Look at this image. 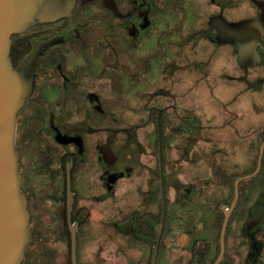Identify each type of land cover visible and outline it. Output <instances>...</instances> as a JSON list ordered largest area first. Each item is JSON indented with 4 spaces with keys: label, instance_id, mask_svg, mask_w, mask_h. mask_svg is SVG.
Listing matches in <instances>:
<instances>
[{
    "label": "flooded vegetation",
    "instance_id": "1",
    "mask_svg": "<svg viewBox=\"0 0 264 264\" xmlns=\"http://www.w3.org/2000/svg\"><path fill=\"white\" fill-rule=\"evenodd\" d=\"M15 145L20 264H264V0H68Z\"/></svg>",
    "mask_w": 264,
    "mask_h": 264
},
{
    "label": "water",
    "instance_id": "2",
    "mask_svg": "<svg viewBox=\"0 0 264 264\" xmlns=\"http://www.w3.org/2000/svg\"><path fill=\"white\" fill-rule=\"evenodd\" d=\"M68 0H0V264H20L29 239L15 145L17 112L31 93L35 50L13 67L11 35L68 11Z\"/></svg>",
    "mask_w": 264,
    "mask_h": 264
}]
</instances>
